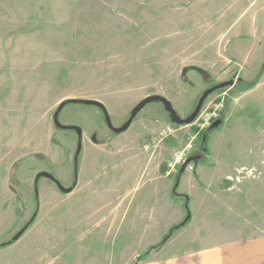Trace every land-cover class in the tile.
Returning <instances> with one entry per match:
<instances>
[{
  "label": "rangeland",
  "instance_id": "rangeland-1",
  "mask_svg": "<svg viewBox=\"0 0 264 264\" xmlns=\"http://www.w3.org/2000/svg\"><path fill=\"white\" fill-rule=\"evenodd\" d=\"M227 80L185 125L152 101L116 134L99 107L67 104L60 121L83 129L78 183L41 177L37 194L40 171L75 180L78 135L54 123L63 100L98 99L119 127L147 95L187 117ZM215 107L224 123L195 156ZM189 150L194 169L168 174ZM169 190V211L187 213L158 237ZM36 212L0 264H197L208 250L242 264L234 247L264 237V0H0V243Z\"/></svg>",
  "mask_w": 264,
  "mask_h": 264
},
{
  "label": "water",
  "instance_id": "water-1",
  "mask_svg": "<svg viewBox=\"0 0 264 264\" xmlns=\"http://www.w3.org/2000/svg\"><path fill=\"white\" fill-rule=\"evenodd\" d=\"M234 83H235L234 80H227V81H222L220 83L214 84V85L210 86L209 88H207L202 93V95L200 96L194 111L187 117H182L177 112V110L175 109L173 103L168 98H166L165 96H163L161 94H150V95L145 96L143 99H141L136 104V106L131 110V114H130L128 120L122 126L117 127V126L113 125L110 114L108 112V109L102 101H100L98 99H93V98H75L74 97V98L65 99L59 104V106L57 107V109L54 113V123L57 127L62 128V129H73L76 131V133L78 135L77 149H76L75 156H74L75 174H76V178H78V158H79V155H80L81 150L83 148V129L79 125L64 124L60 121L59 115H60L62 109L67 104H70V103L86 104V105H95V106L99 107L103 111V114H104V117H105V120H106L108 127L113 132H115L116 134H119V133L126 131L131 126V124L133 123V121L136 118V116L138 115V113L144 108V106L146 104H148L149 102H152V101L161 102L164 105L165 109L170 113L171 120L173 122H175L176 124H180V125L191 124L197 119V117H198V115H199V113H200V111H201V109L205 103L206 98L211 93H213L219 89L226 88L227 86H232V85H234ZM223 122H224V119L221 117H218L214 121H212V123L209 125V129L218 128ZM92 140L94 142L97 141V135L96 134L92 135ZM190 161H192L191 157L188 158V160L182 165V167L179 171V176H180V174H182L185 171L186 164ZM40 177H47L51 180H54L57 183L59 189L64 193L72 192L77 185V183L75 182L74 185H72L70 187H66L61 183L60 180H58L56 178V176L53 173L48 172V171H40L36 175V178H35V189H36L37 194H39V192H38V181H39ZM36 215H37V212L31 217V219L15 235H13V237L9 240V244L17 241L24 234V232L28 229L29 225L34 221ZM0 246H2V245L0 244Z\"/></svg>",
  "mask_w": 264,
  "mask_h": 264
},
{
  "label": "crops",
  "instance_id": "crops-1",
  "mask_svg": "<svg viewBox=\"0 0 264 264\" xmlns=\"http://www.w3.org/2000/svg\"><path fill=\"white\" fill-rule=\"evenodd\" d=\"M187 172L188 171H185L182 175L186 174ZM152 178H154V176H152L151 179ZM165 178L169 179L168 177L163 175L162 177L155 178L156 181L155 180L150 181L151 183H153L154 187H156V189L154 190L156 193L155 195L159 193L160 189H163ZM164 187H166L167 189H170V187L167 185L166 186L164 185ZM170 198H171V192L169 190L168 197L166 198L167 201L165 202V200H163L162 204L161 202H158V204L155 205L154 207L155 209H153V212H152V215L154 218L153 227L162 229L161 232L158 231L159 233L158 232L156 233V236L158 237H162L163 235H165L166 229H168L174 223L178 221H182L187 213L186 208L180 207V208L175 209L174 210L175 212L172 214V211H169V207L168 205H166V203L169 204L168 201L171 200ZM235 248L238 251H236ZM234 252H236V254H234ZM232 254L233 256L237 257L236 258L237 261L241 262L242 264H264V237L258 238L254 241L243 243L240 246L234 247V250H232ZM220 255L217 250L215 251L208 250V251H205V253H202V255L198 256V258L196 259V262L197 264H217V260L222 258V256Z\"/></svg>",
  "mask_w": 264,
  "mask_h": 264
},
{
  "label": "built area",
  "instance_id": "built-area-1",
  "mask_svg": "<svg viewBox=\"0 0 264 264\" xmlns=\"http://www.w3.org/2000/svg\"><path fill=\"white\" fill-rule=\"evenodd\" d=\"M223 101H224V99H223ZM217 110H220L219 107H215L212 111L208 112L207 115L203 117V119H204L203 126L205 124H208L210 120L212 121L214 118H216L218 116L217 112H216ZM202 112H204V111H202ZM202 128H204V127H202ZM190 154H191L190 150L187 152H185V151L179 152V153L174 152L173 155L171 156V158H169V160L167 161L168 174H171L174 171L179 172L182 165L188 160V158H190V156H191ZM193 169H194L193 162L192 161L188 162L186 164L185 171H192Z\"/></svg>",
  "mask_w": 264,
  "mask_h": 264
},
{
  "label": "trees",
  "instance_id": "trees-1",
  "mask_svg": "<svg viewBox=\"0 0 264 264\" xmlns=\"http://www.w3.org/2000/svg\"><path fill=\"white\" fill-rule=\"evenodd\" d=\"M223 89V88H222ZM222 89H219V90H222ZM225 111H223L220 115H219V117H221V118H223V119H225V113H224ZM224 123V122H223ZM222 123V124H223ZM221 124V125H222ZM220 125V126H221ZM219 126V127H220ZM216 129V128H215ZM215 129H209V127L207 126V127H204V128H202L201 130H198V134H199V146L201 147H199L200 148V150L203 152V153H205L206 152V150H208L207 149V143H208V141H209V136H210V133L213 131V130H215ZM201 154V153H200ZM203 159L205 160L206 159V155H204L203 154ZM1 245H7V244H9V241H6V242H4V243H0Z\"/></svg>",
  "mask_w": 264,
  "mask_h": 264
},
{
  "label": "flooded vegetation",
  "instance_id": "flooded-vegetation-1",
  "mask_svg": "<svg viewBox=\"0 0 264 264\" xmlns=\"http://www.w3.org/2000/svg\"><path fill=\"white\" fill-rule=\"evenodd\" d=\"M216 118H218V117H216ZM216 118H214L212 121H214ZM199 149H200V148L198 147V149L195 150V152H194V153H195V156H196V154L199 155V154L201 153V150H199ZM200 155H201V154H200ZM40 178H41V177H40ZM40 178H39V179H40ZM51 181H53V182L57 185V183H56L54 180H51ZM38 182H39V181H38ZM75 182L78 183V182H77V178H76V174H75V180L72 182L71 186L74 185ZM57 187H58V185H57ZM69 187H70V186H69Z\"/></svg>",
  "mask_w": 264,
  "mask_h": 264
}]
</instances>
